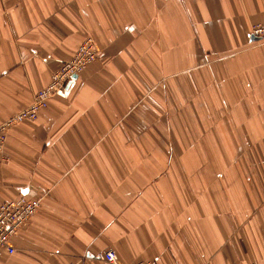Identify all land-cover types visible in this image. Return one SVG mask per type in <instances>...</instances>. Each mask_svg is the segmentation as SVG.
Returning a JSON list of instances; mask_svg holds the SVG:
<instances>
[{
  "label": "crops",
  "instance_id": "crops-1",
  "mask_svg": "<svg viewBox=\"0 0 264 264\" xmlns=\"http://www.w3.org/2000/svg\"><path fill=\"white\" fill-rule=\"evenodd\" d=\"M263 20L264 0H0V124L98 51L8 132L0 204H41L0 264H264Z\"/></svg>",
  "mask_w": 264,
  "mask_h": 264
},
{
  "label": "built area",
  "instance_id": "built-area-1",
  "mask_svg": "<svg viewBox=\"0 0 264 264\" xmlns=\"http://www.w3.org/2000/svg\"><path fill=\"white\" fill-rule=\"evenodd\" d=\"M250 33L257 40H264V20L252 25ZM98 58V51L92 37H87L77 49L75 55L64 61L52 74L50 82L41 88L34 96L33 101L26 107L10 115L0 124V156L3 154L8 132L15 124L24 120H37L42 110L49 106L50 99L57 93L63 91L74 76H78L88 65ZM39 198L20 197L0 204V251L14 252L11 239L16 235L21 226L32 218L39 206ZM98 258L109 264H123L114 250H105L99 253ZM70 264H81L74 261ZM134 264H151L150 262H137ZM242 264H258L242 263Z\"/></svg>",
  "mask_w": 264,
  "mask_h": 264
},
{
  "label": "rangeland",
  "instance_id": "rangeland-1",
  "mask_svg": "<svg viewBox=\"0 0 264 264\" xmlns=\"http://www.w3.org/2000/svg\"><path fill=\"white\" fill-rule=\"evenodd\" d=\"M211 85H213V87H215V81H213V80H211V83H210V86ZM197 91L198 90H195V92H193L194 94H192V102H188V105H185L186 106V108L188 107H190L191 109V112H192V114L194 115L195 114V112H196V110H200L199 108L200 107H205L206 109H207V111H208V116H216V114H217V112H215L214 110H215V103H214V101L211 103V98H209L208 97V102H207V104H206V106H205V102H204V106H201V102H194L193 100L195 99V97L197 96ZM215 90H208V93L209 94H212V95H216L215 94ZM214 98V97H213ZM176 109H177V111H178V114L180 115V116H183V114H184V111H183V109H184V106H183V104L182 105H176ZM188 110V109H187ZM186 110V111H187ZM209 111H211V112H209ZM219 112V111H218ZM213 122H211V123H208L207 125H210V126H212L213 124H212ZM209 126V127H210Z\"/></svg>",
  "mask_w": 264,
  "mask_h": 264
},
{
  "label": "water",
  "instance_id": "water-1",
  "mask_svg": "<svg viewBox=\"0 0 264 264\" xmlns=\"http://www.w3.org/2000/svg\"><path fill=\"white\" fill-rule=\"evenodd\" d=\"M253 38H254V39H257V38H256V37H254V36H253ZM75 77H76V76H74V78H75Z\"/></svg>",
  "mask_w": 264,
  "mask_h": 264
}]
</instances>
